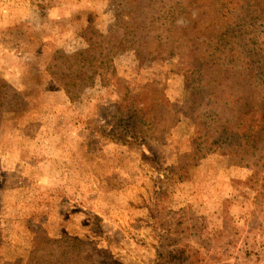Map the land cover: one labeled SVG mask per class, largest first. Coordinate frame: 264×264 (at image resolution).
<instances>
[{"label": "rangeland", "instance_id": "rangeland-1", "mask_svg": "<svg viewBox=\"0 0 264 264\" xmlns=\"http://www.w3.org/2000/svg\"><path fill=\"white\" fill-rule=\"evenodd\" d=\"M263 115L264 0H0V264H264Z\"/></svg>", "mask_w": 264, "mask_h": 264}, {"label": "trees", "instance_id": "trees-1", "mask_svg": "<svg viewBox=\"0 0 264 264\" xmlns=\"http://www.w3.org/2000/svg\"><path fill=\"white\" fill-rule=\"evenodd\" d=\"M92 51L93 50H84L72 56H61V59L65 57L63 65L65 68L62 69L59 67L60 69L58 72L54 73V77L61 84L63 83L69 95H71V90L78 88L85 80H90V78L87 77L88 70L97 69L95 64L99 63L101 58H99V54H94ZM262 118L264 120V115ZM262 131H264V128H262ZM233 139L238 152L248 154V152L254 148V146L245 148L246 141H244L245 139H240V135L238 134L235 135Z\"/></svg>", "mask_w": 264, "mask_h": 264}]
</instances>
